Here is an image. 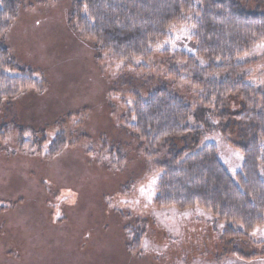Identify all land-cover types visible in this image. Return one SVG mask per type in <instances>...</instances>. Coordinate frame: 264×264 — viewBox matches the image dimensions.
I'll return each instance as SVG.
<instances>
[{"label": "rangeland", "instance_id": "374dc122", "mask_svg": "<svg viewBox=\"0 0 264 264\" xmlns=\"http://www.w3.org/2000/svg\"><path fill=\"white\" fill-rule=\"evenodd\" d=\"M236 1L264 10L256 0ZM16 3L0 43L42 89L26 88L0 104V264H264V226L222 240L224 225L207 211L155 206L161 171L122 121L136 96L165 90L191 105L193 132L159 149V160L212 144L229 174L241 170L242 155L221 132L202 86L180 73L187 65L182 53L200 69L207 65L195 56L193 16L171 25L148 58L118 61L73 25V0ZM237 62L244 64L238 76L264 89V40ZM228 74L205 72L204 80ZM237 101L224 108L235 114ZM228 128L234 138L233 121ZM58 132L67 146L50 159L45 144L41 154L36 146L33 152L20 148ZM136 235L139 245L131 250ZM231 247L247 258L230 255Z\"/></svg>", "mask_w": 264, "mask_h": 264}, {"label": "trees", "instance_id": "16d2710c", "mask_svg": "<svg viewBox=\"0 0 264 264\" xmlns=\"http://www.w3.org/2000/svg\"><path fill=\"white\" fill-rule=\"evenodd\" d=\"M73 1L76 21L73 25L84 39L94 41L118 61L148 58L150 46L168 35L171 25L178 23L184 14L193 16L191 40L195 56L204 59L207 65L200 69L191 56L182 53L187 65L180 73L202 86L203 100L219 119L221 132L242 155L241 170L229 174L212 144L186 157L189 150L183 147L168 159L159 160V149L172 139L193 132L188 124L193 114L191 105L165 90L151 91L144 99L136 96L124 114V127L139 139L146 158L161 171L156 183L155 206L198 207L207 211L215 222L224 225L222 240L245 237L253 229L264 226V89L238 76L244 64L237 62L254 43L264 40V10H247L236 0ZM256 2L264 3V0ZM16 4V0H0V42L15 16ZM215 71L228 72L229 76L219 81L204 80L205 72ZM41 83L31 70L10 57L0 43V104L17 97L26 88L41 90ZM233 97L239 100L235 114L224 108ZM231 121L236 127L234 138L227 135ZM44 144V157L50 159L67 146V139L63 132H58L52 139L43 135L31 144L21 142L20 148L31 152L38 148L36 152L41 154ZM116 157L118 165L119 150ZM131 245V250H137V235ZM231 248L230 255L247 258Z\"/></svg>", "mask_w": 264, "mask_h": 264}]
</instances>
